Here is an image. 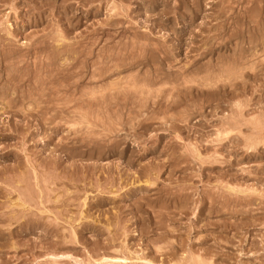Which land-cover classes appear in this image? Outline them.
<instances>
[{"label": "rangeland", "instance_id": "obj_1", "mask_svg": "<svg viewBox=\"0 0 264 264\" xmlns=\"http://www.w3.org/2000/svg\"><path fill=\"white\" fill-rule=\"evenodd\" d=\"M263 141L264 0H0V264H264Z\"/></svg>", "mask_w": 264, "mask_h": 264}, {"label": "bare ground", "instance_id": "obj_2", "mask_svg": "<svg viewBox=\"0 0 264 264\" xmlns=\"http://www.w3.org/2000/svg\"><path fill=\"white\" fill-rule=\"evenodd\" d=\"M14 70V69H13ZM14 71H16V70H14ZM12 81V80H11ZM18 84V83H17ZM9 85V84H8ZM17 86V85H16ZM7 87V86H6ZM12 88V87H11ZM17 88V87H16ZM2 89V88H1ZM15 89V88H14ZM12 92V90L10 91V93ZM22 92V91H21ZM19 93V92H18ZM43 94V93H42ZM41 95V94H40ZM258 117V116H257ZM262 127V126H261ZM5 131V130H4ZM91 132H92V130H90ZM89 133V132H88ZM258 134H259V131H258ZM263 135V134H262ZM23 136V135H22ZM261 138V137H260ZM256 139V138H255ZM106 140V139H105ZM257 141V140H256ZM260 142V141H259ZM264 142V141H263ZM118 144V143H117ZM257 144V143H256ZM255 144V145H256ZM261 144H263V143H261ZM252 147V146H251ZM115 148H117V147H115ZM97 149V148H96ZM93 151V150H92ZM100 151V150H99ZM30 153V152H29ZM28 154V153H27ZM104 155V154H103ZM197 155V154H196ZM28 157V156H27ZM57 162V161H56ZM32 165V164H31ZM260 173V172H259ZM32 174V173H31ZM148 175V174H147ZM145 180V179H144ZM55 187V186H54ZM217 188V187H216ZM61 190V189H60ZM72 193V192H71ZM258 193V192H257ZM64 195V194H63ZM260 197V196H259ZM260 201V200H259ZM166 213V212H165ZM164 214V213H163ZM26 216V215H25ZM119 218H120V216H119ZM172 219V218H171ZM170 246V245H169ZM166 248V247H165ZM48 249V248H47ZM168 249V248H167ZM160 251V250H159Z\"/></svg>", "mask_w": 264, "mask_h": 264}]
</instances>
